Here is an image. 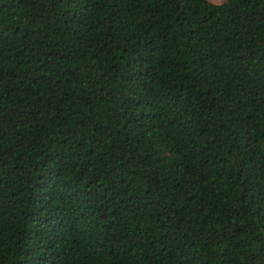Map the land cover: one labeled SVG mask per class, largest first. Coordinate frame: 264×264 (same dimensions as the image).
<instances>
[{"label": "trees", "instance_id": "obj_1", "mask_svg": "<svg viewBox=\"0 0 264 264\" xmlns=\"http://www.w3.org/2000/svg\"><path fill=\"white\" fill-rule=\"evenodd\" d=\"M0 264H264V0H0Z\"/></svg>", "mask_w": 264, "mask_h": 264}, {"label": "rangeland", "instance_id": "obj_2", "mask_svg": "<svg viewBox=\"0 0 264 264\" xmlns=\"http://www.w3.org/2000/svg\"><path fill=\"white\" fill-rule=\"evenodd\" d=\"M211 2H214V3H220L222 2V0H210Z\"/></svg>", "mask_w": 264, "mask_h": 264}]
</instances>
